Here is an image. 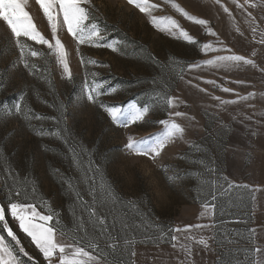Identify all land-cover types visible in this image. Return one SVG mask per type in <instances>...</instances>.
Listing matches in <instances>:
<instances>
[{
	"label": "rangeland",
	"instance_id": "rangeland-1",
	"mask_svg": "<svg viewBox=\"0 0 264 264\" xmlns=\"http://www.w3.org/2000/svg\"><path fill=\"white\" fill-rule=\"evenodd\" d=\"M151 2L161 5L159 9L154 10V15L174 17L199 41L207 42L213 39L204 33L202 26L187 20L174 7L167 4L166 0H151ZM176 2L191 14L209 20L210 25L217 31L224 43L237 54L251 57V53L255 51L256 56L251 58L256 60L258 68H264V46L257 43L260 36L256 35L253 38L246 13L238 9L232 0H221L231 10L232 16L225 13L220 5L215 4L214 0H176ZM92 3L99 14L107 20L109 31H112L115 26L116 31H112V38H131L161 60H165L169 54H174L181 58L182 66L185 61L197 62L211 58L215 54H201L196 46L189 45L156 29L150 23L147 14L128 5L126 0H92ZM240 3H244V0H240ZM27 10L37 27L51 38L50 27L35 0H28ZM248 11L253 13L260 22V27L264 29V12L251 8ZM59 34L69 50L72 80L62 78L54 58H32L43 72V77L30 75L22 68L10 70L7 67L8 62L18 53L11 49L10 32L6 25L0 22V101L11 106L17 101L22 91H27L28 105L46 118L41 122L34 121V123H38V126H43L45 129L55 127L54 122L49 118L53 115L58 117L59 103L61 101L66 103L68 97L74 92L79 94L85 79L91 81L94 78L93 74H96L97 77L110 79L113 85L120 86V91L116 94L102 97L105 102L121 104L135 97L142 102L153 103V93L149 84L133 83L137 78L141 81L150 79L156 69L152 68L149 63H142L123 52L114 53L107 48L79 46L85 57L101 62L96 66L90 65L86 73L84 65L80 63V53L76 51L77 46L71 35L66 30H62ZM30 43L37 49L46 51V46L36 45L35 42ZM146 54L147 52L143 55ZM258 68L243 66L231 71L215 68L192 70L184 73V80L175 78L180 71L179 66L166 68L164 76L169 77V94L183 101L176 110L185 112L195 119L189 121L184 117L176 118L177 122L186 128V133L170 143L155 162L144 156L121 154L119 148L130 135L139 139L162 130V126L156 123L159 119L167 118L162 101L150 112L145 122L132 124L128 128L112 126L96 106L85 105L77 113L75 119L69 118L67 135L82 142L84 147L95 146L94 151L101 160L106 155L113 157L111 163L106 164L104 168L103 178H110L125 198H136L143 201L140 213L142 223L138 221L141 223V231H146L149 235H160L161 232L166 234L171 228L208 223L206 217H200V212L210 189L202 182L206 179V176L201 175L202 166L192 163L193 160L204 159L205 164H210L209 158L214 157L219 174L240 184L264 188V95H261L264 93V73H261ZM189 79L192 80V85L199 84V88L207 89V92H201L199 88L185 83ZM206 80H216L224 87L233 88L240 95H246L249 92H255L257 95L249 101L220 106L218 101L211 98L212 96L233 100L236 99L235 94L214 88L206 84L204 82ZM236 80H243L245 83L236 84L234 83ZM37 91L40 93L41 100H47L48 104L53 106L49 107L38 101L35 95ZM145 92L148 95H141ZM249 116L252 119H248ZM221 124L226 125V129H222ZM6 129L10 132L15 130L11 139L5 137L7 144L5 151L15 150L16 154L11 157V161L19 167L21 176L24 171L22 159L24 154L35 153L36 163L33 174L38 177L39 186L34 202L45 214L48 211H54L70 227L72 218L69 212L74 205L66 199V193L62 192L58 178L49 175V172L52 171L51 164H54L65 175L78 174L68 167L66 160L55 155L41 153L38 147L41 144L57 145L58 142L48 139L41 141L32 136L24 128V122L16 117L9 119ZM253 132L256 133L255 136L252 135ZM191 143L202 145L206 155L205 152L193 150L190 147ZM56 151H61V149L57 147ZM162 165L168 166V173L161 170ZM29 166H32L31 163ZM6 168V162L0 159V186L3 184L2 178ZM177 170L188 171L189 176L183 177L176 186H173L166 176L172 175ZM29 199L31 200V197ZM85 199L88 197L85 196ZM217 203L214 219L217 224L222 225L218 230H213L217 233V239H220V232L232 233L233 236L239 234L240 243L228 247L233 250L239 248L240 258L244 259L247 256L248 260H251L250 254L244 252L245 248L251 247L245 237L250 228H256L259 235L260 226L264 225V196L258 192L256 203L253 205L247 191L240 189L238 195H234L231 201L222 197ZM10 226L17 231L33 259L39 264H47L42 254L30 243V239L18 231V225L10 220ZM179 235L181 239L178 243H187L192 247V264H220L216 259V253L221 251L217 244L212 243L211 246L216 249V253H212L201 250L200 245L185 241L183 239L185 233ZM191 235L199 238L201 235L210 236L212 232L194 228ZM140 238L137 237V239ZM257 243L264 245V241L259 238ZM136 252V264H178V261L184 258L179 247H172V242L167 235L163 241L156 244H137Z\"/></svg>",
	"mask_w": 264,
	"mask_h": 264
},
{
	"label": "snow or ice",
	"instance_id": "snow-or-ice-1",
	"mask_svg": "<svg viewBox=\"0 0 264 264\" xmlns=\"http://www.w3.org/2000/svg\"><path fill=\"white\" fill-rule=\"evenodd\" d=\"M214 2L220 5L225 13L232 16L231 10L221 0H214ZM232 2L238 9L246 13L253 38L259 35L260 39L257 43L264 46V29L260 27V22L257 21L253 13L248 11L251 8L264 12V0H244V3H240V0H232ZM35 3L47 20L51 38L37 27L32 15L27 10L28 0H0V22H3L10 32L11 49L18 53L14 59L8 62L7 67L10 70L22 68L27 70L30 75L43 77V72L32 58H54L62 78L72 80L69 50L59 34L62 30H66L77 46L76 51L80 53V63L84 65L86 73L90 65L96 66L101 62L85 57L79 46L107 48L114 53L123 52L142 63H149L152 68L156 69L150 79L141 81L137 78L133 83H148L153 93V103L142 102L135 97L121 104L105 102L102 97L116 94L120 91V86L113 85L110 79L97 77L96 74H93L94 78L91 81L85 79L79 94L74 92L68 97L66 103L64 101L59 103L58 117L53 115L49 118L54 122L55 127L45 129L43 126H38V123H34V121L41 122L46 118L28 105L27 91H22L17 101L11 106L0 101V118H2L0 119V159H3L7 164L2 178L3 184L0 186V264H39L26 250L17 231H14L10 226V220L18 225V231L30 239V243L42 254L47 264H136V245L159 243L164 240L165 235L172 242L173 248L179 247L183 252L184 258L180 259L178 264H192L191 245L178 243L181 233L186 234L183 236L185 241L202 246L201 250L216 253V249L211 245L212 243L217 244L221 251L216 253V259L220 264H264V245L257 243L258 238L264 241V225L260 226L259 235L256 228H250L245 237L251 247L245 248L244 252L250 254L251 260H248L247 256L241 259L238 255L239 248L233 250L228 247L240 243L239 234L233 236L232 233L220 232V239H217V233L213 231L222 227L214 219L218 200L224 197L231 201L234 195H238L240 189H244L252 204L255 205L256 194L259 192L264 196V188L240 184L219 174L214 157L209 158L210 164H205L204 159L193 160L192 163L202 166L201 175L206 176L202 182L207 184L210 189L200 212V217H206L209 222L190 224L184 228H171L166 234L161 232L160 235H149L146 231H141L142 217L140 213L143 201L136 198H125L110 178H103L104 168L106 164L111 163L113 157L106 155L101 160L94 151L95 146L84 147L82 142L67 135L69 118L75 119L77 113L85 105L96 106L112 126L128 128L132 124L145 122L150 112L162 101L167 118L156 121L162 126V130L139 139L130 135L119 148L121 154L144 156L155 162L170 143L175 142L186 133V128L177 122L176 118L184 117L189 121L195 119L185 112L176 110L183 101L179 97L169 94V77L164 76L165 69L179 66L180 71L175 78L184 80V73L192 70L215 68L231 71L243 66L258 68L256 60L251 58L256 56V52L253 51L251 57L237 54L224 43L217 31L210 25L209 20L191 14L176 0H166V3L174 7L187 20L202 26L204 33L213 39H209L207 42L199 41L174 17L154 15V10L159 9L161 5L152 3L151 0H126V3L141 13L147 14L150 23L161 32L196 46L201 54L215 53L211 58L197 62L185 61L181 66V58L174 54H169L165 60H161L131 38H112V31H116L115 26L112 31H109L107 20L99 14L92 0H35ZM237 31H239L238 28ZM241 35L243 34L241 33ZM30 42L46 46V51L37 49ZM145 52L147 54L143 55ZM137 53L141 55H136ZM44 70L46 71V68ZM258 70L264 73V68H258ZM204 82L225 93L235 94L236 99L233 100L212 96L211 98L218 101L220 106L249 101L257 95L255 92L240 95L233 88L224 87L216 80ZM185 83L192 85V80L189 79ZM234 83L242 85L245 82L236 80ZM192 86L199 88V84ZM199 90L207 92V89L199 88ZM35 95L38 101L49 107L53 106L48 104L47 100H41L38 91ZM141 95H148V93L145 92ZM13 117L21 119L27 132L39 140L57 141V145H39V151L66 160L68 167L78 174L65 175L58 167L49 162L52 167L49 175L58 178L62 192L66 193V199L74 205L69 212L72 218L70 227L54 211H48L45 214L34 202L39 186L38 177L33 174L36 163L35 153L24 154L22 158L24 171L21 176L19 167L11 161V157L16 154L15 150L5 151L7 147L5 137L11 139L15 134V130L10 132L6 129L9 119ZM248 119H252V117L249 116ZM221 128L226 129V125L221 124ZM252 135L255 136L256 133L253 132ZM57 147L61 151H56ZM190 147L197 152H205L200 144L191 143ZM161 170L165 173L169 171L167 165H162ZM187 176H189L188 171L177 170L172 175H167L166 178L170 184L176 186L183 177ZM98 177L101 178L98 179ZM85 196L88 199H85ZM194 228L209 230L212 235H201L197 238L195 235H191ZM137 237L141 238L137 239Z\"/></svg>",
	"mask_w": 264,
	"mask_h": 264
}]
</instances>
